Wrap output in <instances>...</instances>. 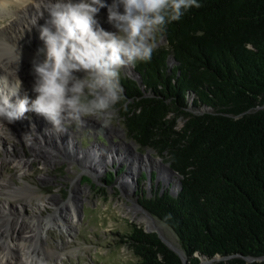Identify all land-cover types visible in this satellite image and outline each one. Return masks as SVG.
Instances as JSON below:
<instances>
[{
	"label": "trees",
	"instance_id": "trees-1",
	"mask_svg": "<svg viewBox=\"0 0 264 264\" xmlns=\"http://www.w3.org/2000/svg\"><path fill=\"white\" fill-rule=\"evenodd\" d=\"M198 3L135 64L140 83L120 76L129 137L179 174L176 195L140 203L174 230L187 264H264V0ZM125 236L138 264H184L154 232Z\"/></svg>",
	"mask_w": 264,
	"mask_h": 264
},
{
	"label": "rangeland",
	"instance_id": "rangeland-1",
	"mask_svg": "<svg viewBox=\"0 0 264 264\" xmlns=\"http://www.w3.org/2000/svg\"><path fill=\"white\" fill-rule=\"evenodd\" d=\"M51 2L53 0H43L39 7L29 4L26 11L19 13L21 20L18 18L14 20L15 15L13 18L0 17V37L4 39L12 37L13 40L12 38L7 40L8 45L16 47L9 52V57L13 61H16L19 55L20 59H25L31 64L37 49L42 47L37 27L47 19L48 6ZM105 2L111 4L112 0ZM102 14L107 15L106 8L101 9L99 16L96 17L100 21L99 26L105 31L115 32L113 25L103 24L102 17L105 16ZM105 20L108 22V19ZM165 44L166 40L160 47ZM6 53L7 51L0 45V54L6 56ZM134 74L133 66L122 69L120 76L132 78L135 77ZM22 85H19L21 94L27 91L31 97L30 91L25 90ZM0 87L4 91H9V87L12 89L18 87L16 77L2 66ZM117 108V117L108 126L102 121L88 117L82 125L65 124V131L62 132L55 131L49 123L34 113H27L24 118L16 121L19 125L3 120L7 126L5 133L10 135L0 134V192H2L0 211L5 205L10 211L8 215L13 219L23 217L36 221L35 218L43 219L52 214H63V211H59L62 203L72 197L75 199L79 224L71 234L72 242H68V233L61 232L55 227L56 229L48 232L47 240L41 245L43 252L50 249L60 251L61 245L64 244L62 252H67V256L61 260L62 262L54 256L46 258L45 264H138L139 257L126 242L125 235L134 225L146 232L154 230H149L140 222L138 217L141 214H135V204L141 202L142 198H151L158 190L161 192L167 190L176 195L179 189L177 178L171 174L172 178L168 175L169 179L166 180L161 176L162 170L155 165L143 167L141 164L136 172L130 175L131 164L135 161L142 162L144 156H147L145 160L148 162L149 159L156 158L162 164H168L157 150L145 149L129 137L121 117V108ZM182 124L183 121L179 120V125ZM119 125L124 129L122 133L112 131V127ZM67 146L72 152L75 151V156H71ZM109 155L112 158L107 160ZM97 159L105 162L101 164V168L89 163ZM26 161L29 162L25 163L26 166L15 165L16 162ZM83 168L91 171L95 179L87 180L89 176L85 173L80 176L81 178L78 177L84 171ZM21 169L26 172L24 175H20ZM109 173L111 176H108L109 181H106L105 177ZM124 174L127 176L121 179ZM126 178L132 179L131 186L127 184L129 180L127 182ZM76 186L80 190H77ZM39 201L44 203L43 206ZM61 209L66 208L62 206ZM62 217L69 220L66 216ZM154 222L160 227L161 234L175 248L184 252L174 230L156 217ZM11 237L14 239V235ZM71 251L73 253H70ZM203 259L200 264H216L218 260L206 259L204 262Z\"/></svg>",
	"mask_w": 264,
	"mask_h": 264
},
{
	"label": "clouds",
	"instance_id": "clouds-1",
	"mask_svg": "<svg viewBox=\"0 0 264 264\" xmlns=\"http://www.w3.org/2000/svg\"><path fill=\"white\" fill-rule=\"evenodd\" d=\"M199 7L198 0H53L37 27L42 47L31 62L35 98L27 91L21 95L22 81L0 91V120L11 124L34 113L57 132L88 117L108 126L117 106L127 104L121 70L149 62L168 26ZM104 8L115 32L99 26L96 17Z\"/></svg>",
	"mask_w": 264,
	"mask_h": 264
},
{
	"label": "bare ground",
	"instance_id": "bare-ground-1",
	"mask_svg": "<svg viewBox=\"0 0 264 264\" xmlns=\"http://www.w3.org/2000/svg\"><path fill=\"white\" fill-rule=\"evenodd\" d=\"M42 3H43V0H0V17L4 16V17H10V18L12 17L13 18L15 15L14 20H16L17 18L19 20H21L19 18V15L21 13H23V11H26V8L29 6V4L37 5L39 7V6H41ZM121 11H122V9H121ZM103 16H105V15H103ZM102 19H104L103 24L108 26L109 23L105 20V19H107V15L105 17H102ZM13 21H11V23ZM98 22L100 23L99 20H98ZM12 26H14V25H12ZM0 35H1V33H0ZM11 38L7 37L6 39H4V38L0 37V45L3 47V49H5L7 51L6 56H4L3 54L2 55L0 54V65L4 69H6L11 75L16 77L17 81H22L23 88L25 90L28 89L30 91L31 97L35 98V95L31 92L33 79H34L32 73H31V64L29 63V61H26L25 59H19V60L13 61L12 58L9 57L10 56L9 52L13 48H16L15 45L14 46H12L11 44L8 45L7 40H9ZM12 40H13V38H12ZM2 74H4V73H2ZM8 89L11 90L12 88L9 87ZM0 91H3L5 93L8 92V91H4L2 89V87H0ZM16 124H17V122H16ZM17 125H19V124H17ZM6 127L7 126L3 122V120H0V134L1 135L2 134L10 135V133H5V130H7ZM51 128H52V126H51ZM112 131H115L117 133H122L124 131V129H123L122 125H119L117 127H112ZM69 138H71V137L69 136ZM67 149H68V151L71 152V156H75L74 155L75 151L72 152L68 146H67ZM111 153H112V151H111ZM111 155L108 156L107 160L110 159ZM146 157L147 156H144L145 159H146ZM145 159L142 160V162H136L135 161V163L131 164L130 175L134 174L136 172V170L138 169V167H140L141 164L143 167L155 165L156 167H158L162 170L161 176L163 178H166V180L169 179V176L171 174H170V171L164 166V164H162L159 160H156V158L149 159V162H148V160H145ZM107 160H106V162H107ZM145 161H147V162H145ZM25 163H29V162L28 161L20 162V163L16 162L15 165L16 166L19 165L20 167H23V166H26ZM48 163H50V161ZM89 163L95 164L96 167L98 165L101 168L102 167L101 164H103L105 162L104 161L100 162V159H97V160H93V162L89 161ZM138 163H139V166H138ZM149 163H150V165H149ZM22 169L20 170V175H24L26 173ZM24 170H27V169H24ZM85 171L87 172L88 169L85 168ZM126 176L127 175L124 174V176L121 179H124ZM125 180H127V182L129 180V182L127 184H129V186H131L132 183H130V181L132 179L126 178ZM76 183L77 182H75V184ZM76 188H77V190H80V188L78 186H76ZM85 189L88 190L87 187ZM21 190H22V188L20 189V191ZM84 192H87V191H84ZM1 193L2 192H0V194ZM74 200L75 199L72 197L69 200L62 203V206H64V208L68 209V210H66V209L62 210L61 209L62 206H61L59 211H63L62 212L63 214H61L58 211L60 214H52V215L45 217L43 219L35 218V219H37L36 221H34L33 219L30 220V219H26L23 217L13 219L10 215H8V214H10L9 213L10 211L4 205L2 207L3 208L2 211H0V264H43V263L45 264L46 258L54 256V258L61 261L64 257H66L67 252H65V251L62 252V250H64L63 249L64 244L61 245L60 251L50 249L49 251L45 250L43 252L41 250L42 249L41 245H42V242H45L47 240L48 232L51 229H54L55 227H57V229H60L61 232L68 233L69 234V235H67L69 237L68 242H72L73 236L71 237V234L74 231V229H76L78 227L77 225L79 224V219H78L79 213H78V210L76 208ZM39 204H41V206H43L44 203H42V201H39ZM134 211H135L136 215H137V213L141 214V216L138 218H139L140 222L145 224L149 230H154V231L161 230L160 227H158L155 224L154 219L152 218V216L150 214H148L144 211H141V209L137 208V207ZM62 216H66L69 220L63 219ZM36 222H37V224L35 225ZM11 235L12 236L14 235V239H12ZM70 253H73V252L71 251ZM203 260H205L204 262H206V259H203Z\"/></svg>",
	"mask_w": 264,
	"mask_h": 264
},
{
	"label": "water",
	"instance_id": "water-1",
	"mask_svg": "<svg viewBox=\"0 0 264 264\" xmlns=\"http://www.w3.org/2000/svg\"><path fill=\"white\" fill-rule=\"evenodd\" d=\"M134 75H135V77H132L131 79H133V80H135V81H137V82H139L140 83V76L138 75V73L134 70ZM56 148V150H58L60 153H61V151L59 150V149H57V147H55ZM169 171H170V174H172V175H174L177 179V181L179 182V174L178 173H176L173 169H171L170 168V166H169V164L168 165H164ZM83 170H84V168H83ZM85 173V175H87V176H89V177H87V180H92L93 178L95 179V175L91 172V171H87V172H85V170L82 172V173H80V175L82 176V174H84ZM79 175V176H80ZM78 176V177H79ZM81 178V177H80ZM150 179H151V176H150ZM136 203V202H135ZM138 203V204H137ZM136 204H135V206L137 207V208H140L141 209V211H144V212H146V213H148V214H150L151 216H152V218L154 219V217H155V215L154 214H152L151 212H149L147 209H145L142 205H141V203L140 202H137ZM154 232V231H153ZM154 233H156L158 236H159V238H161V240H163L167 245H168V247L170 248V249H172L173 251H175L176 253H178L181 257H182V259H183V263L184 264H187V261H188V258H186V256H185V254H184V252H182L181 250H178L177 248H175L174 247V245L170 242V241H168V239H166L162 234H161V230H157V231H155Z\"/></svg>",
	"mask_w": 264,
	"mask_h": 264
}]
</instances>
